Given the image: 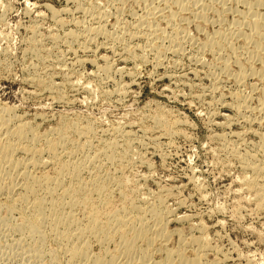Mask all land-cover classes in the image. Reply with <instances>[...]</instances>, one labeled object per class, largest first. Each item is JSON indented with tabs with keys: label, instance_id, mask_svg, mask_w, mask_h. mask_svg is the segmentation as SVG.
Returning a JSON list of instances; mask_svg holds the SVG:
<instances>
[{
	"label": "rangeland",
	"instance_id": "obj_1",
	"mask_svg": "<svg viewBox=\"0 0 264 264\" xmlns=\"http://www.w3.org/2000/svg\"><path fill=\"white\" fill-rule=\"evenodd\" d=\"M237 1L211 0L213 8L219 5L224 9L221 20L215 18L213 10H207V22L198 25L193 11L188 9L175 15L174 24L165 26L166 20L153 15L154 11L162 8L163 15L172 14L175 7L162 0H0V105L11 107L14 118L40 134L66 128L65 148L70 151L81 145L74 150L72 160L92 156L109 142H116L119 158L108 161L101 157L100 162L88 164L80 173V187H73L71 192L75 193L72 198L82 202L75 206L74 215L84 225L92 210L104 222L108 215L130 204L139 202L137 205L148 207L159 200L169 214L165 224L169 234L163 247L153 249L154 260L164 257L163 248H175L180 237L200 235L208 247L206 264H264V207L259 204L257 192L244 182V176L256 175L244 170L240 161V155H254V162L264 165V155L257 147L264 134V113L253 109L259 95L264 94V82L250 77L237 86L217 68L215 54L200 51L191 42L202 41L212 31L233 28L245 6ZM90 6L102 12L99 23L112 33L111 37L97 35L88 43L83 37L68 38V31L95 25L94 10L88 11ZM255 9L263 13L264 0ZM142 17L153 20L152 24L163 31L167 29L163 33L171 32L168 26L185 30L190 38L183 43L182 53L166 50L157 54L159 50L150 47L153 42L130 36L137 28L136 19L140 21ZM158 39L154 42L161 40L160 47L170 45L165 37ZM230 42L236 58L245 62L241 40L234 38ZM244 47V51L249 48ZM196 56L201 58L200 64L195 62ZM235 67L231 63V70ZM211 73H218L217 78ZM252 85L257 91H251ZM235 92L252 94L246 101L255 112H235L229 106ZM159 117L165 125L168 122L169 132L156 124L155 120L162 121ZM73 124L91 129L87 134H77L68 128ZM45 156L41 155L44 160ZM95 166L99 170L93 173ZM52 167L49 164L33 171L53 175ZM97 175L103 180L93 184L92 178ZM63 178L65 184L70 183L66 176ZM101 185L106 187L103 191ZM4 198L0 195V264H66V257L50 237L43 244L44 254L33 257L31 251L25 250L32 242L22 229H17L24 226L19 224L22 210L18 207L8 211ZM89 242L93 254L105 247L112 251L117 244L116 238L102 245L91 238ZM187 248L185 255L190 256V247ZM55 252L57 257L51 261ZM123 260L119 257L117 261L125 263Z\"/></svg>",
	"mask_w": 264,
	"mask_h": 264
},
{
	"label": "bare ground",
	"instance_id": "obj_2",
	"mask_svg": "<svg viewBox=\"0 0 264 264\" xmlns=\"http://www.w3.org/2000/svg\"><path fill=\"white\" fill-rule=\"evenodd\" d=\"M162 2H166V3L170 2L173 4L172 7H175L174 9L175 11L173 10L174 12L170 11V12H173L172 14L168 13L166 15H163L162 8L161 9L158 8L157 11H154L153 15L157 14V16L160 17V19L162 17L165 18V19L162 18V20H166L165 23L167 24L165 26H167L168 23L174 21V19L176 18L175 15H177L178 12L183 11V10L188 11V9L193 11L192 12L194 14L193 17L198 20V25L202 23L205 24L207 22V17H206L207 10H213L215 13V18L217 17L216 19L219 18V20H221V18H223L222 15H224V9L220 7L219 5L213 8L214 4H211V0H204V2H202V0H162ZM216 2L218 3V1ZM236 2L238 1L236 0ZM240 2L245 4L244 10H241V12L239 10L240 14L236 17L234 27L232 26L233 28L225 29V30H215V31H212L208 35L205 34V37L203 36L204 38L202 41H198V42L197 41L195 42L194 40L191 41L193 42V44L194 43L196 44L197 46L196 49L200 51L208 50V51H211L213 54H215L216 56L214 57L215 58L214 60H217L216 64L219 66L217 68L221 70L220 72L222 73L224 72V74L227 77L229 76L235 82L237 86L244 83V81L250 77H252L253 79L256 78L258 80L257 82H264V12L260 13L255 9V7L259 6V4L260 5L263 4V0H240ZM149 5H151V3ZM95 8L96 7L94 8L91 7V9H88V11L92 9L94 10ZM54 13H57V12L53 11V14ZM92 13L95 14V15H92L93 17L92 19L96 20L94 23L95 25H93V23H92V26H90L91 23L89 24V26H85V27L81 25V28H79L77 31H72L70 29L71 31H68L67 33L65 32L66 36L74 40L76 38L83 37L86 43L91 42V40H93L95 36L97 35H104L106 37H111L112 33L111 34L110 32L107 33L104 30V27L101 25L102 23H99L102 21L101 18L99 17L102 12L94 10ZM104 13L105 12H103V14ZM147 14H152V13H147ZM149 16H146V17H149ZM146 17L144 19L142 17L140 21L136 19L138 21V23L135 21L137 23L136 24L137 28L135 29L133 33H131L130 36L136 37L138 39L140 38L146 39L147 42L148 41L153 42L152 44L150 43L151 45L150 47L154 46L152 48H155V50L156 49L159 50L157 54H159V52L163 54L166 52V50H168L169 53L170 51L171 53L173 51V53L175 54L182 51L181 47H183L182 46L183 43L188 38L187 33H184L185 30L183 31L181 29L182 31H180L175 26L174 27L168 26L169 28H171V32L170 33L168 32L169 34L165 32L166 33L165 35V33L163 32L167 30L166 28H165L166 30L163 31V29L158 28V26L155 27L152 24L153 20H149ZM197 29H200V28H197ZM164 37L166 38L165 40L168 39L169 40L168 42L170 43V45H167L169 47L166 46L167 48L165 46H164L165 48L164 47L162 48L163 46L162 44L160 47L159 44L161 40L159 41V43L154 42L155 40H157L158 42L159 40L158 38L164 40ZM234 38H239L243 44L241 50L243 49V53L245 54V57H244L245 62H239V58L238 59L236 58L237 52L234 51L235 48L232 47L231 42H230V40ZM86 43L83 44V47H86L84 46V45H87ZM244 45H246V47L247 45L249 46V48L246 51H244L245 49V47L243 48ZM224 50L226 51V54H223L225 52ZM181 53H179V55ZM196 57L197 58L195 59V62L200 64L202 62L201 58L198 56ZM160 62H161V59H160ZM231 63L232 64L234 63V65H236L235 70H231L230 68ZM255 64H257L256 67H255ZM214 73H211V74L213 75ZM216 74H214V76ZM168 76H171V75L168 74ZM253 85L251 87V91L257 89V87ZM213 88H216V87H212L211 89L213 90ZM233 95H234L233 96L234 101L232 100L233 102L231 103L232 105H229V103L228 105L232 109H234L235 112H237L238 114H241L242 112L244 113L245 110L247 111V109H249V105H248V102L246 101V98L248 96H251L252 94L245 95L244 93L242 94L240 92H235V94ZM259 96L260 98L258 100L255 99L258 101V102L256 101L258 104L257 106L255 105L256 107L253 109H255V111L262 114L264 113V94L261 93ZM253 109L251 108L249 110H253ZM11 112H12L11 107L0 105V195L5 196L4 201L6 202V207L9 208L8 211L15 210L18 207H20V209L22 210L20 212L22 219L19 218L21 219V222L19 224L24 225V226H20L21 228L17 227V229H22L27 234V237L30 236L29 239H31L32 243L30 245L29 250H27L28 248L25 250L31 251L32 252L31 255L33 254V257L34 255L37 256L40 254H44L42 253L43 247H44L43 244L46 238L50 237L54 240V242H56V245L58 244L59 249L57 248L56 249L60 251L66 257L65 258L66 260L64 259L66 261V264H169L170 262H172V260H175L177 264H206L204 261V257H205L204 255H206L205 253L208 247L205 244V241L203 239L204 237L202 236L203 237L202 238L200 237V235L199 237H190V236L188 238L180 237L178 239V244L175 248H171V249L163 248V251L165 250V252L163 254L164 257L162 259L161 258L157 260L151 259L153 257V256L151 257L153 249L154 250L159 249V246H161L167 240V237L169 234V233L167 234L165 230V224L167 221L168 211L162 207V204L161 202L159 203V200H157L158 202H156L155 204H152L148 207L137 205L139 202L137 204L136 203H133L130 205L128 204L129 205L128 207L122 208L121 210H118L117 212L112 213L108 216L106 215L107 219L104 222L100 221L98 217L93 214L94 211L92 212L91 210V213H89L85 217L86 219L83 218L85 221L87 220L86 224L85 222H84V225L80 223L81 221L79 222L76 216L74 215L75 214L74 208H77L75 206H77V204L80 205V203L82 202L78 201L80 202L78 203L74 198H72V194H75V193L71 194L73 187L77 189L78 187H80V184H81L80 183L81 180H79L80 173L84 169H86V166L88 164L93 165L95 162L97 164V162L100 160L101 157L103 159H107L108 161L109 160L114 161V159L115 160L117 159V156L119 154H116V151H117L115 149L116 142L114 143L109 142L103 150H99L100 151L99 153H95L92 156L85 155L81 159L74 160L75 158H73L72 160V156L74 155L76 149H80L81 145L77 147L76 149L72 148L70 151H68L65 148V144L66 142H68L67 140L68 135L66 132V128L59 129L61 128L59 127L58 129H55L52 132L48 131V133L44 132L40 134L36 132L34 129H32L27 123L18 120L17 117L14 118L15 115ZM247 118L245 119V121H247ZM160 119L162 120V118ZM155 121H157L156 124L158 125L160 124L163 127V130H165V132L166 131L169 132V130H171L169 129L170 127L166 126L168 122L165 121L166 122V125H165L164 121H163L164 124H162V121L161 122H159V120H155ZM69 124L71 123H68V125ZM170 124L171 123H169V125ZM170 126L172 128V125ZM68 128L71 131L77 132V134L78 133L87 134L89 129H91L88 126L87 127L85 126L83 129H81V127L77 126V124L70 125L68 126ZM259 140L260 142L257 144L258 151L262 155H264V134L260 135ZM40 142L41 144H39ZM19 153L22 154V157H17V154ZM43 153L46 154L45 156L47 157L46 160L43 159L44 157L43 158L41 157ZM254 158H255L254 155H250L249 157H242L240 155V161L243 164V169L251 173H254V175H256L253 177L244 176V179H245L244 182H246L252 190H255L257 192L259 201H260L259 204L262 207H264V165L254 162ZM49 164L51 166L53 165L54 167L53 175L51 174L49 175L46 173L37 175L34 173L33 170H36L41 166H45ZM96 168L97 166L93 167L94 169L93 173L99 170V168L98 169ZM65 176L70 180V183L68 181L69 184H65L63 182V179H65L63 177ZM98 177L92 178L91 182L93 184L94 183L98 184V182L103 180V179L100 180L102 177L100 176ZM91 182L89 183L91 184ZM107 184H108V181H107ZM107 184L105 186H107ZM104 185L100 186V187H103L102 191L104 190V188H106ZM16 186L18 190H15ZM75 188L74 190H76ZM98 189H99V186H98ZM58 190H61L60 194H58ZM94 191H96V189H94ZM79 194H76V197ZM98 194L100 197V193ZM81 198H83V196ZM104 199L107 200V198H104ZM90 208L91 207H89V209ZM86 212H87V209H86ZM90 238L95 239L97 242L99 241L101 245L102 243H107L110 240L112 241L113 238H116L117 244L116 245L114 244L115 249L112 251L105 249L106 248L105 247L102 250H100L98 253L93 254L90 252V242H89ZM139 242H141L143 246H139L138 245ZM141 243L139 244L141 245ZM187 247H190L189 249L191 251L190 256L185 255V250L188 249ZM55 255H57L56 252L55 254L53 253L51 255V258H50L51 261H55L57 257ZM119 257L124 258L125 260L123 261H126V262L125 263L118 262L117 260H119Z\"/></svg>",
	"mask_w": 264,
	"mask_h": 264
}]
</instances>
